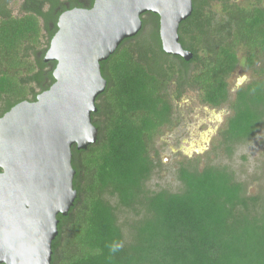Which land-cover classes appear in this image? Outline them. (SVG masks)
<instances>
[{
  "label": "trees",
  "instance_id": "obj_1",
  "mask_svg": "<svg viewBox=\"0 0 264 264\" xmlns=\"http://www.w3.org/2000/svg\"><path fill=\"white\" fill-rule=\"evenodd\" d=\"M8 1L0 0V116L54 82L55 62L43 56L66 9L61 0H31L14 14ZM244 1L192 0L178 28L189 61L162 50L159 17L147 12L139 32L100 62L106 86L91 113L98 134L85 149L71 147L77 197L57 216L51 264H264V195L248 193L228 167L180 162L178 190L146 186L161 163L154 140L188 87L211 108L229 103L219 131L226 149L264 127V0ZM44 2L61 9L44 12ZM239 66L251 79L230 99Z\"/></svg>",
  "mask_w": 264,
  "mask_h": 264
},
{
  "label": "water",
  "instance_id": "obj_2",
  "mask_svg": "<svg viewBox=\"0 0 264 264\" xmlns=\"http://www.w3.org/2000/svg\"><path fill=\"white\" fill-rule=\"evenodd\" d=\"M147 12L159 17L162 50L189 61L178 28L192 0H94L59 14L43 56L55 62L54 82L0 116V264H51L57 216L77 197L71 147L85 149L98 134L91 113L106 86L100 62L139 32Z\"/></svg>",
  "mask_w": 264,
  "mask_h": 264
},
{
  "label": "rangeland",
  "instance_id": "obj_3",
  "mask_svg": "<svg viewBox=\"0 0 264 264\" xmlns=\"http://www.w3.org/2000/svg\"><path fill=\"white\" fill-rule=\"evenodd\" d=\"M214 6L220 8L217 3ZM13 13H20L17 4ZM250 79L251 73L239 66L229 78L230 99ZM227 108L228 112L224 114ZM230 113L228 102L211 108L201 103L196 90L187 88L179 100L173 101L172 123L164 126L154 140L153 156L161 163L148 180L147 188L178 190L180 162L187 164L189 160H198L199 168L207 163L228 167L243 182L248 193L264 195V127L248 141L237 143L228 150L220 142L219 131L225 127Z\"/></svg>",
  "mask_w": 264,
  "mask_h": 264
},
{
  "label": "flooded vegetation",
  "instance_id": "obj_4",
  "mask_svg": "<svg viewBox=\"0 0 264 264\" xmlns=\"http://www.w3.org/2000/svg\"><path fill=\"white\" fill-rule=\"evenodd\" d=\"M4 1V0H3ZM14 0H11V1H8V6L9 7H11V11L13 12V8L15 7V6H12V2H13ZM31 0H18V2H20V4H18L17 5V10L19 11L20 10V6H21V3H28V2H30ZM61 1H63V4H64V7H66V9L64 10V11H66V10H69V9H71V8H69V3H68V1L67 0H61ZM83 1H86V0H83ZM33 3H32V1L30 2V4L29 5H32ZM51 3L50 2H44L43 3V5H42V10L44 11V12H49V11H51V13L52 14H54V15H56L57 14V12H58V10L59 9H61V7H60V5H55V7H51ZM87 5H88V2L86 1V4L83 6V8H88L87 7ZM74 8V7H73ZM63 12V11H62ZM61 12V13H62ZM60 13V14H61ZM57 22V21H56ZM41 23H42V25H44V24H47L48 23V25H49V28L50 29H52L53 28V26H54V23H53V20H51V19H45V18H41ZM56 30H57V28H56ZM175 86L173 85V87L172 88H174ZM189 88V87H188ZM230 89V88H229ZM174 90V89H173ZM195 90V89H194ZM197 91V90H196ZM235 91V90H234ZM198 92V91H197ZM235 93V92H234ZM233 93V94H234ZM184 94V93H183ZM180 98H174L173 99V101H175V100H179ZM227 112H228V108H227V111H225V113L224 114H227Z\"/></svg>",
  "mask_w": 264,
  "mask_h": 264
}]
</instances>
